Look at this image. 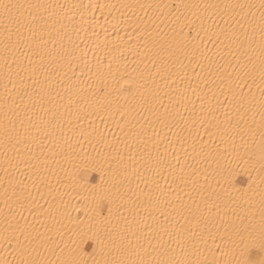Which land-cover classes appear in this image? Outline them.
Returning a JSON list of instances; mask_svg holds the SVG:
<instances>
[{"label": "snow or ice", "instance_id": "snow-or-ice-1", "mask_svg": "<svg viewBox=\"0 0 264 264\" xmlns=\"http://www.w3.org/2000/svg\"><path fill=\"white\" fill-rule=\"evenodd\" d=\"M164 7L173 18L171 35L146 41L144 51H133V55L147 61L145 71L138 78L125 80L127 87L118 90L125 105L117 104L116 112L123 120L137 104L150 105L153 110L158 106L165 116L173 117L182 132L188 133L195 166L188 164L186 155L185 165L190 172L177 177L169 166L168 174L171 183L179 179L185 188L191 186L187 193L190 203L177 195L175 199L180 203L174 205L153 195V186L165 195L156 175L169 184L168 176L163 175V157L156 166L146 161L141 172L134 156L126 161L118 147L101 155L93 145V156L77 152L70 143L63 116L76 100L67 86V104L61 103L64 96L60 92L52 95L55 77H60L61 84L64 81L61 72L50 70L44 63L45 56L50 57V64L57 63L56 56L47 51L49 43L56 50L57 40L51 31L45 32L51 26L43 14L48 13L51 19L57 9L65 6L0 0V35L4 37L0 97L4 176L0 184L7 208L0 248L12 256L11 260L0 257V264H264V0L259 4L237 0ZM254 9L259 11L258 21ZM64 16L69 24L63 23V17L53 22L60 23L59 31L66 35L71 27L79 35L72 23L74 15L65 11ZM37 37L40 42L34 47L32 41ZM96 37L99 40V34ZM69 43L73 48L66 68L75 74L80 67L76 61L86 57L87 52L80 49L83 56H77L79 45L71 37ZM21 48L38 56L39 64L26 56L28 67L22 68L15 55ZM93 50L108 58V75H114L113 62L120 64V58L113 55L107 42L103 47L96 44ZM14 64L19 70L13 68ZM102 65L98 57L97 76L104 88L93 90L89 85L88 90L107 100L116 90L110 91L104 82ZM60 67L64 69V65ZM38 76H43L42 82ZM76 82L80 83L79 78ZM254 88L259 90V100ZM110 104L108 101L105 107ZM249 115L253 123L259 116L258 143ZM246 137L252 138L251 143ZM178 139L185 143L184 137L178 135ZM98 142L112 147L102 133ZM125 147L130 145L126 143ZM176 159L179 161V156ZM239 161L253 168L259 162L261 179L255 185L259 192L254 190L251 176L246 188L236 187L237 168L243 167ZM201 164L206 169L202 170ZM153 170V176L146 175ZM92 171L99 173L97 183L89 182ZM180 171L184 173V166ZM133 176L147 191L140 188V183L133 187ZM257 195L258 202L254 200ZM168 206L176 216L164 211ZM90 242L88 251L85 246Z\"/></svg>", "mask_w": 264, "mask_h": 264}, {"label": "bare ground", "instance_id": "bare-ground-1", "mask_svg": "<svg viewBox=\"0 0 264 264\" xmlns=\"http://www.w3.org/2000/svg\"><path fill=\"white\" fill-rule=\"evenodd\" d=\"M30 2L65 6L64 9H57V15L52 16L51 19H48V13L43 14L45 19H47L48 25L51 26L46 28L45 32L51 31L57 40L56 50H53L51 43L47 45V51L52 52V55L56 56L57 63L50 64L49 56H45L44 63L46 66H49L50 70L55 69V71L61 72V76L63 77V84L60 83V77H55L52 95L55 96L56 92H60L64 96V100L61 103L67 104L68 93L64 92V87L67 86L71 88L73 100H76V103L71 105L70 112L61 109V111H64L63 122L65 131L70 138V143L74 145L75 150L81 153L87 152L95 156L96 153L93 145H95V149L100 150L101 155L112 152L114 148L118 147L126 161L130 155L134 156V162L140 166L141 172H144L146 161L156 166V161L160 157H163V175L168 176L169 184H165V181L160 179L159 175H156V179L163 186L165 195H161L154 186L153 195L172 201L173 205L180 203V201H176L175 199L177 195L181 196L183 201L190 203L187 193L191 190V186L185 188L179 179L175 183H171L172 176L168 174L169 166L172 168L173 175L177 177L182 175L186 176L190 172V169L185 165L186 155L189 157L188 164L195 166V160L191 158V140L186 139L188 133L186 131L182 132L181 128L177 127L174 123L173 117L165 116L163 109L158 108V106L157 110H153L150 105L141 107L137 104L129 112L128 116L122 120L119 113L116 112V106L117 104L121 106L125 105V100L123 95L119 94L118 90L121 86L127 87L125 80L138 78L139 73L145 71L144 64L147 61H142L133 55V51H144L146 41L151 43L159 41L161 37L171 35V30L174 27L173 18L169 16L168 8L164 7L165 5L173 6L174 8L176 5L185 3L223 4L235 3L237 0H30ZM240 2L259 4V0H240ZM141 5L145 7L142 9L140 7ZM148 5H153V7L148 8ZM65 11L68 15H74L72 23H75L79 29V35L71 27L67 28V34L65 35L64 31H59L60 23H53L63 17V23L66 25L69 24L67 16H64ZM182 11H185V14L190 16V12L187 10L182 9ZM254 11H256L258 21L259 11L255 9ZM81 24L83 25L82 28H80ZM149 33L152 35L149 36ZM96 34H99V40H97ZM69 37H71L75 45H79V48L76 50L77 56H83L80 49H84L87 52L86 57L76 61L80 67H77L75 74L67 71L66 68L73 48V45L69 43ZM256 37L258 41V30ZM3 39V35H0V97L3 96L4 84L2 75L4 71ZM44 39H48L47 35L44 36ZM39 42V37H37L36 40L32 41L33 46L35 47ZM105 42H107L108 48L112 50L113 55L120 58V64H117L115 61L113 62L111 71L114 75H108V58L102 52L93 50L96 44H100L103 47ZM61 44L64 45L63 48L60 47ZM129 49L132 51H129ZM57 52L59 53L58 55ZM15 55L19 58L22 68L28 67L26 56L31 57L39 64V57L32 55V52L27 48H21L20 52H16ZM98 57L100 60H103L102 74L104 82L110 91L116 90L111 91V95L107 100L93 96L92 91L88 90L89 85H92L93 90L96 88H104V83L97 76L96 64ZM11 60L12 57L9 56V61ZM85 61L87 62L86 66ZM60 65H64L63 70ZM13 68L16 69L15 64ZM81 68H83V75H81ZM89 68H91V72H89ZM118 68L119 71H117ZM133 69L136 71H133ZM63 71H67L66 76H63ZM22 74L25 78L27 77V72ZM189 75H192L191 69H189ZM53 76H55L54 72ZM77 78H79L80 83L76 82ZM157 79L159 80V77ZM38 81L42 82L43 76H38ZM26 82L29 85L32 84L31 80H26ZM140 83H143V81H140ZM177 83L179 84L180 81L178 80ZM80 89H84L85 91L80 92ZM253 90L255 91L257 100H259V90L255 88ZM129 99L131 98L129 97ZM221 100H223V97H221ZM108 101H111L110 107H105ZM180 111H183L182 107ZM0 120H3V113H0ZM175 120L178 121L179 117H175ZM248 120L251 128L256 131L255 140L258 143L260 139L258 130L259 116L256 117L255 123L252 122L251 115H249ZM130 129L131 131H129ZM100 133L107 137L112 147H105L102 142H98ZM125 133L128 135L125 136ZM156 133H159V135H156ZM178 135L185 138V143H180ZM246 139L251 143V137H246ZM90 140L92 143H89ZM169 141H171V144H169ZM126 143L130 145V148L125 147ZM177 156H179V161L176 159ZM3 161L4 155L2 149H0V180L4 176L2 170ZM239 163L243 167L237 168L238 175L235 177L236 187L246 188L249 183V176H251L255 182L253 185L254 190L259 192L260 188L255 186L260 183L261 179L259 162L257 161L255 163L254 168L250 165H244L243 161H239ZM181 166H184V173L180 171ZM200 167L202 170L206 169V165L201 164ZM131 171L132 169L130 168L129 172L131 173ZM154 174V170L146 173L149 177ZM239 175L244 180V183L239 182ZM88 179L90 183H97L99 181V173L96 171L90 172ZM132 179L133 187H135L136 183H140V188L147 191L144 188V184L137 181L135 176ZM203 181L204 176L201 175L200 183L202 184ZM261 187H264V185ZM3 191L4 187L0 184V232L4 228L3 215L7 212L4 204ZM254 200L258 202L259 196H255ZM41 202L43 203V201ZM201 207H203V204H201ZM164 211L172 212L173 216L177 215L176 212L172 211L171 206L165 207ZM156 215L159 217L158 211ZM185 215H187L186 212ZM91 246L90 242L88 246H85L86 250H88V247L91 249ZM4 247L9 248V251L11 250L8 245ZM253 251L255 252V250ZM3 256H7L10 260L12 259V256L8 252H5L4 248H0V257Z\"/></svg>", "mask_w": 264, "mask_h": 264}, {"label": "rangeland", "instance_id": "rangeland-1", "mask_svg": "<svg viewBox=\"0 0 264 264\" xmlns=\"http://www.w3.org/2000/svg\"><path fill=\"white\" fill-rule=\"evenodd\" d=\"M239 182L240 183H244V180L242 179V177L239 175ZM88 250L91 251L90 247H88ZM254 252V251H253ZM255 253V252H254Z\"/></svg>", "mask_w": 264, "mask_h": 264}]
</instances>
